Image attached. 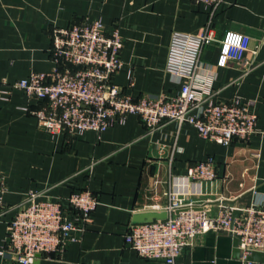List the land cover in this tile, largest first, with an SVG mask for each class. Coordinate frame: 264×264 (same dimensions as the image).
<instances>
[{"label":"crops","instance_id":"crops-1","mask_svg":"<svg viewBox=\"0 0 264 264\" xmlns=\"http://www.w3.org/2000/svg\"><path fill=\"white\" fill-rule=\"evenodd\" d=\"M95 18L107 32L118 28L123 65L113 80L136 98L180 89L182 81L165 70L171 33L198 32L209 13L191 0H0L3 200L14 207L29 191H43L66 207L68 194L80 189L98 200L87 227L73 233L76 240L32 264H167L145 259L125 243L137 211L167 210L171 191L179 202L202 203L210 213L221 203L237 210L264 203V0H227L212 17L217 36L234 31L250 37L244 60L252 64L248 70L237 62L217 65V43L206 45L200 56L197 84L209 85L210 98L249 99L257 115V132L228 145L201 138L185 122H166L146 132L136 115L111 124L100 136L92 130L52 136L39 127L30 110L40 103L4 82L50 71L52 29ZM208 157L215 163L214 179L199 184L183 179L189 166ZM13 212L0 218V249ZM233 239L226 231L199 234L173 264H264L240 259ZM0 264L15 263L0 254Z\"/></svg>","mask_w":264,"mask_h":264},{"label":"built area","instance_id":"built-area-1","mask_svg":"<svg viewBox=\"0 0 264 264\" xmlns=\"http://www.w3.org/2000/svg\"><path fill=\"white\" fill-rule=\"evenodd\" d=\"M191 1L208 9L209 19L198 32L171 33L165 70L182 81L174 94L162 92L134 98L114 83L113 77L123 65L122 38L118 28L107 32L99 18L54 27L50 71H31L26 77L4 84L40 103L30 113L37 125L52 136L86 130L100 136L111 124L136 115L146 132L173 121L188 123L201 138L223 145L235 138L248 139L257 132L252 101L239 96L213 101L209 85L204 81L202 86L197 84V69L203 48L217 43V65L237 62L243 72L248 70L252 64L244 60L245 53L251 51L250 37L234 31L216 35L212 17L227 0ZM215 176V163L208 157L189 166L183 179L199 184ZM4 191L0 179V218L14 209L6 223L0 254L15 264H32L41 255L64 250L76 240L73 233L87 227L98 204L90 190L80 189L68 194L66 207L43 191H29L19 204L10 207L3 200ZM175 196L176 192L171 191L165 219L128 224L125 243L139 256L173 264L185 248L193 245L197 235L207 231L228 232L237 240L242 260H247L253 251L264 252V203L240 207L233 217L234 207L230 205L221 203L210 213L202 203H182ZM181 207L188 208L175 212Z\"/></svg>","mask_w":264,"mask_h":264},{"label":"water","instance_id":"water-1","mask_svg":"<svg viewBox=\"0 0 264 264\" xmlns=\"http://www.w3.org/2000/svg\"><path fill=\"white\" fill-rule=\"evenodd\" d=\"M188 207H181L175 209V212H179L180 210H185ZM194 208H200V207H194ZM239 210L234 209L233 210V217L238 215ZM168 215V212L166 209H146V210H140L137 211L133 216V222L139 223V222H150L154 219H165ZM233 244L235 246L234 252L239 255V250L236 247L237 240L233 239ZM248 260L253 261H264V252L260 251H253L251 255H249Z\"/></svg>","mask_w":264,"mask_h":264}]
</instances>
